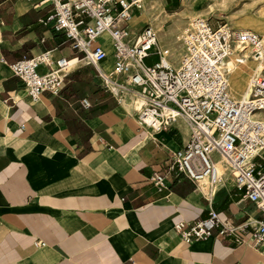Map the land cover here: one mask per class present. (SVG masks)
Listing matches in <instances>:
<instances>
[{"label":"crops","instance_id":"crops-1","mask_svg":"<svg viewBox=\"0 0 264 264\" xmlns=\"http://www.w3.org/2000/svg\"><path fill=\"white\" fill-rule=\"evenodd\" d=\"M38 1L0 0V264H264L249 224L259 212L229 176L210 197L178 173L151 183L188 139L182 119L141 123L132 99L117 103L79 60L58 95L31 100L10 64L46 50L80 58ZM210 209L233 233L217 224L183 242L174 224Z\"/></svg>","mask_w":264,"mask_h":264},{"label":"built area","instance_id":"built-area-1","mask_svg":"<svg viewBox=\"0 0 264 264\" xmlns=\"http://www.w3.org/2000/svg\"><path fill=\"white\" fill-rule=\"evenodd\" d=\"M142 2L39 0L36 6H50L43 23L62 33L80 58H54L46 50L9 67L35 102L44 92L58 95L69 63L79 60L94 68L102 88L117 103L126 97L142 102L143 111L138 114L141 123H145L142 114L149 112L159 120L158 129L169 126L176 117L182 119L190 131L188 139L170 152L166 169L155 172L151 183L164 189L168 175L178 173L210 197L229 176L259 212L249 224L254 245L264 253V70L249 77V97L237 100L230 91L227 66L229 57L245 58L244 50H250L255 59H264V39L252 30L215 26L195 17L179 35V58L174 64L169 60V49L158 43L150 24L133 27V10L140 9ZM109 49L112 64L108 68L104 62ZM151 55L157 60L148 65L145 60ZM80 103L84 108L90 106L86 98ZM164 109L169 114L159 115ZM151 127L158 130L154 124ZM219 157L227 164L222 173L216 164ZM217 224H221L218 213L210 209L207 218L194 223L179 221L173 229L190 244L210 236ZM224 233H233V228L222 225L220 234Z\"/></svg>","mask_w":264,"mask_h":264},{"label":"rangeland","instance_id":"rangeland-1","mask_svg":"<svg viewBox=\"0 0 264 264\" xmlns=\"http://www.w3.org/2000/svg\"><path fill=\"white\" fill-rule=\"evenodd\" d=\"M195 17L207 19L215 26L227 24L238 30H252L264 39V0H143L133 19L138 27L150 24L156 30L158 43L169 49V60L177 64L179 35ZM244 52L248 55L246 62L236 63L234 72L229 75L230 90L236 99L248 87V79L256 67L250 50ZM156 60L157 56L151 55L145 63L151 65ZM186 129L189 135V128Z\"/></svg>","mask_w":264,"mask_h":264},{"label":"bare ground","instance_id":"bare-ground-1","mask_svg":"<svg viewBox=\"0 0 264 264\" xmlns=\"http://www.w3.org/2000/svg\"><path fill=\"white\" fill-rule=\"evenodd\" d=\"M143 3V2H142ZM142 7V5H141ZM134 17V16H133ZM134 21V20H133ZM238 48H241L240 46H238ZM242 50V48H241ZM244 55L246 56L245 58H247V54L244 52ZM245 58H243L242 60H237V58L235 59H232V58H228L227 59V66L228 68L230 69V74L234 72V69L236 68V63H244L246 62ZM254 61H256V67L253 71V73L255 72H258V71H262L264 70V59H255L254 58ZM76 66V60H72L69 65H68V68L72 69ZM229 74V75H230ZM231 91V90H230ZM232 94V93H231ZM233 95V94H232ZM234 97V96H233ZM249 97V90H248V87H246L241 93H240V96H239V99L237 100H246L247 98ZM235 98V97H234ZM236 99V98H235ZM134 108L135 110H137L138 114H140V111H143V108H142V102L141 101H136L134 103ZM159 115L161 116H167L169 114V110L167 109H164V110H160L158 112ZM142 117H143V120L144 122L146 123V125H149L151 126L152 124H154L155 128H159L158 127V123H159V120L152 114V113H145V114H142ZM176 119H178V117H176ZM175 119V120H176ZM144 123V124H145ZM217 167H218V172H224V169L227 167V164L225 162V160L222 158V157H219L217 158Z\"/></svg>","mask_w":264,"mask_h":264}]
</instances>
